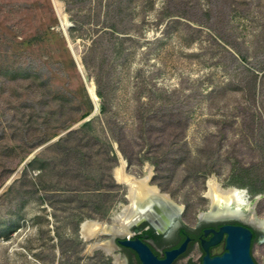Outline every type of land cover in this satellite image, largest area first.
I'll use <instances>...</instances> for the list:
<instances>
[{"label": "rangeland", "instance_id": "obj_1", "mask_svg": "<svg viewBox=\"0 0 264 264\" xmlns=\"http://www.w3.org/2000/svg\"><path fill=\"white\" fill-rule=\"evenodd\" d=\"M58 1L0 0V264H116L81 233L128 204L116 139L184 224L209 180L264 218V0Z\"/></svg>", "mask_w": 264, "mask_h": 264}, {"label": "bare ground", "instance_id": "obj_2", "mask_svg": "<svg viewBox=\"0 0 264 264\" xmlns=\"http://www.w3.org/2000/svg\"><path fill=\"white\" fill-rule=\"evenodd\" d=\"M53 6L59 19L64 22L59 1L53 0ZM88 93L93 103L96 104L95 90L90 85ZM125 168V162H123L122 158H119V165L113 169V176L116 182L130 189L129 198L131 204L128 202L127 205L121 206L120 211L114 212L106 223L93 220L83 223L81 233L88 242L95 240L99 236L109 235L111 238L117 235L131 236L129 227L147 215L144 206L148 201L152 205H159L162 209L170 211L171 215H176L183 210L182 207L176 205L168 206L167 202H171V198L169 199L167 194H163L157 186L151 184L153 178L151 168H145L143 177H136L132 174L127 175L125 174ZM205 198L209 201L210 207L207 212L200 215V219L235 218L264 228V219L256 217L255 205L251 204L246 190L233 187L225 189L215 180H209ZM248 212L249 214H247ZM91 249H101L108 254L115 252V247L110 241L95 242ZM116 264L123 263L117 260Z\"/></svg>", "mask_w": 264, "mask_h": 264}, {"label": "flooded vegetation", "instance_id": "obj_3", "mask_svg": "<svg viewBox=\"0 0 264 264\" xmlns=\"http://www.w3.org/2000/svg\"><path fill=\"white\" fill-rule=\"evenodd\" d=\"M251 198V196H249ZM252 205L256 200L251 198ZM146 209V208H145ZM147 215L141 221L129 228L131 236H125L128 240H140L142 244L152 253L153 261L163 262L167 258V253L180 248L186 240H189L186 251L172 261L171 264H203L206 252L203 248L204 242H209L214 237L215 232H219L222 227L235 226L244 227L251 231V256L256 264L257 259L252 251L255 244H264V228L254 225L244 220H211L201 222L196 227H190L181 221V216L171 215L170 211L158 206H151L146 209ZM249 214V212L247 213ZM255 215L260 218L255 210ZM227 235H223L220 242L209 248L211 257L221 256L226 252ZM115 257L123 264H143L139 255L132 249L121 246L119 240L116 241ZM199 253L194 257L193 252ZM264 264V259H263Z\"/></svg>", "mask_w": 264, "mask_h": 264}, {"label": "water", "instance_id": "obj_4", "mask_svg": "<svg viewBox=\"0 0 264 264\" xmlns=\"http://www.w3.org/2000/svg\"><path fill=\"white\" fill-rule=\"evenodd\" d=\"M69 46L71 48L70 44H69ZM72 54L74 55V57L77 61L78 68H79V70L83 76V79L86 81V78L83 75L82 69H81L79 62L77 60V56L74 54L73 51H72ZM95 96L98 97L96 95V92H95ZM94 107H95V109H94L93 115L96 114L99 110L98 105L95 103H94ZM118 156L120 158H122L123 162H125V164H126V160L124 159V157L122 156L120 151H118ZM125 174L129 175L127 168H125ZM126 188H127V192H128L126 195V199L128 200V202H130V198H129L130 189L128 187H126ZM169 199H170V197H169ZM258 200H259V198H256V202ZM171 202H167L168 206L169 205H171V206L176 205L172 200H171ZM130 204H131V202H130ZM151 206H159V205H155V204L152 205L150 203V201H148L144 207L146 209H149V207H151ZM181 212L177 213L176 217H180ZM219 220L220 221L221 220H232V221H234V220H239V219H235V218L217 219V221H219ZM140 221H141V219H140ZM204 221H211V220L210 219H201V222H204ZM136 223H138V222L133 223L130 227H132ZM223 235H227L226 252L221 256L211 257L210 252H209V248L217 245L220 242ZM107 236H109V235H107ZM251 239H252V233L247 228L235 227V226L222 227L219 232H215V235L211 239V241L203 243V248L206 252V256L204 257L203 264H256L254 262L252 256H251ZM117 240H119V244L121 246H124V247H127V248L134 250L139 255L143 264H171L174 259H176L178 256L182 255L186 251L187 245L189 242V240H186L185 243L180 248L168 252L167 258L165 261L156 263L153 261L152 253L149 251V249L147 247H145L142 244V242L140 240H138V239L137 240H128L123 235H117V236H113L111 239H109L107 241H110L114 247L118 248L116 245Z\"/></svg>", "mask_w": 264, "mask_h": 264}, {"label": "trees", "instance_id": "obj_5", "mask_svg": "<svg viewBox=\"0 0 264 264\" xmlns=\"http://www.w3.org/2000/svg\"><path fill=\"white\" fill-rule=\"evenodd\" d=\"M98 95H99L101 98H104L103 93H102L101 91H98ZM156 116H157L156 114H154V116H150V117L144 122L145 126L152 127V126L154 125V124H153V120H154V118H155ZM143 127H144V126H143ZM143 127H141V128H143ZM143 131H144V129H143ZM71 136H72V135H71ZM67 140H68V139H61V145H62V144H65V143L67 142ZM116 142H117L118 145H119V148H120L121 154H123V155L125 156V158L130 162L131 160H130L129 158H127V154H126V152H125V150H124V148H123V146H122V142H121L120 140H118V139H116Z\"/></svg>", "mask_w": 264, "mask_h": 264}]
</instances>
